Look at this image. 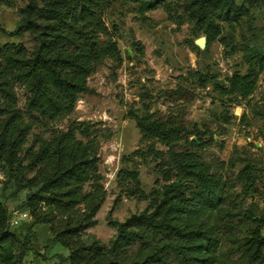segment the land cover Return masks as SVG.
<instances>
[{
	"label": "trees",
	"instance_id": "obj_1",
	"mask_svg": "<svg viewBox=\"0 0 264 264\" xmlns=\"http://www.w3.org/2000/svg\"><path fill=\"white\" fill-rule=\"evenodd\" d=\"M27 1L13 36L31 34L33 50L0 45V167L14 186L10 199L31 222L15 232L8 201H0V264H25L41 225L67 251L60 264H264V212L247 203L259 194V163L246 159L237 177L227 178L224 162L204 158L214 139L206 140L207 133L188 121V106L210 85L231 104L250 98L264 73V47L249 49L247 73H235L227 85L189 71L175 89L144 87L142 108L129 113L143 147L124 158L118 185L135 200L159 201L131 223H118L116 238L105 246L84 239L107 197L100 142L91 127L78 123L48 140L34 135L29 143L33 129H49L73 114L100 67L123 63L117 29L106 20L113 0ZM163 1L144 0L140 8L152 11ZM220 1H196L195 14L203 19L204 10ZM224 1L223 13L231 14V0ZM209 34V42L219 35ZM18 91L25 94L24 109ZM149 161L157 162L165 184L150 195L139 172Z\"/></svg>",
	"mask_w": 264,
	"mask_h": 264
},
{
	"label": "rangeland",
	"instance_id": "obj_2",
	"mask_svg": "<svg viewBox=\"0 0 264 264\" xmlns=\"http://www.w3.org/2000/svg\"><path fill=\"white\" fill-rule=\"evenodd\" d=\"M143 1L113 0L107 15L109 25L117 29L123 63L106 62L90 77L88 91L80 96L75 111L66 121L49 129H33L30 136L29 146L34 135L48 140L78 123L91 127L90 133L100 142V173L107 197L84 239L97 240L105 246L116 238L118 223H131L150 212L159 201L157 198L148 202L135 200L118 185V174L126 167L124 158L143 147L140 131L129 113L142 108L140 97L144 87L175 89L179 78L189 71L211 74L220 84L227 85L235 73H247L249 49L264 47V0H231L234 11L227 15L223 13L225 1L221 0L218 7L204 10L203 19L193 9L199 0H164L148 12L140 8ZM27 4V0H0V45L24 44L33 50L31 34L13 36ZM37 4L45 6L46 0H38ZM207 32L212 37L219 33L218 38L209 42ZM202 37L207 38L204 50L195 44ZM18 93L20 107L24 109L25 94ZM261 111L262 117L257 116ZM227 117L231 119L228 125L224 122ZM188 121L207 133L206 140L214 139L203 155L210 163L224 162L223 173L227 178L235 179L246 159L259 163L262 170L259 194L247 203H253L258 214L263 213L264 73L259 76L252 96L239 103L231 104L228 99L220 98L210 85L188 106ZM78 137L82 138L79 134ZM156 163L149 161L139 168L141 186L148 195L161 192L165 185L155 172ZM5 173L0 167V200L8 201L12 215L23 213L10 199L15 190ZM26 175L32 177L34 173ZM30 222H21L13 227L14 231L24 232ZM35 235V248L25 264H60L67 251L52 241L49 227L38 226Z\"/></svg>",
	"mask_w": 264,
	"mask_h": 264
},
{
	"label": "built area",
	"instance_id": "obj_3",
	"mask_svg": "<svg viewBox=\"0 0 264 264\" xmlns=\"http://www.w3.org/2000/svg\"><path fill=\"white\" fill-rule=\"evenodd\" d=\"M31 220L28 213H14L12 219L10 220V227L13 228L18 226L23 221Z\"/></svg>",
	"mask_w": 264,
	"mask_h": 264
},
{
	"label": "water",
	"instance_id": "obj_4",
	"mask_svg": "<svg viewBox=\"0 0 264 264\" xmlns=\"http://www.w3.org/2000/svg\"><path fill=\"white\" fill-rule=\"evenodd\" d=\"M196 46L201 49V50H204L207 46V38L205 37H202L200 39H198L196 42H195ZM195 140V139H194Z\"/></svg>",
	"mask_w": 264,
	"mask_h": 264
},
{
	"label": "crops",
	"instance_id": "obj_5",
	"mask_svg": "<svg viewBox=\"0 0 264 264\" xmlns=\"http://www.w3.org/2000/svg\"><path fill=\"white\" fill-rule=\"evenodd\" d=\"M1 201V200H0ZM36 230H37V228H36Z\"/></svg>",
	"mask_w": 264,
	"mask_h": 264
}]
</instances>
